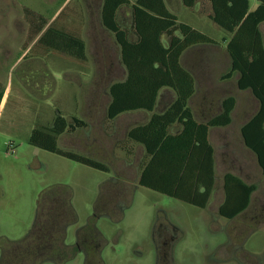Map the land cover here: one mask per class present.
Instances as JSON below:
<instances>
[{
    "label": "rangeland",
    "instance_id": "obj_1",
    "mask_svg": "<svg viewBox=\"0 0 264 264\" xmlns=\"http://www.w3.org/2000/svg\"><path fill=\"white\" fill-rule=\"evenodd\" d=\"M167 1L181 22L213 37L220 45L194 48L186 53L183 64L197 80L190 105L196 118L204 122L221 112L225 98L233 96L237 100L231 125L213 129L210 136L215 148L217 185L221 186L224 174L231 171L237 174L242 166L246 174L243 177L248 176V181L257 185L249 210L251 216L259 215L255 222L241 217L228 228L232 232L235 226L237 230L232 238L239 239L244 233L241 231L246 230L245 223H255L258 227L254 226L246 249L262 253L264 176L256 156L244 145L241 135L242 126L258 110V102L250 92L239 90L236 75L224 79L231 68L224 41L229 34L209 18L210 4L202 0L188 9L180 0ZM250 1L255 7L256 0ZM101 2L72 0L62 5L60 0H0V96L6 95L8 100L0 120V262L4 256V264H19L18 251L3 253L2 246L29 233L40 201L49 187L56 184L65 187L80 218L79 224L93 215L103 187H116L121 183L131 187L134 196L131 207L121 216L114 214V221L98 220L104 237L101 264H155L154 227L160 207L171 214L178 213L177 220L184 229L175 250V264H195L206 246L219 240L218 236L212 238L204 223L196 218L200 213L196 207L140 186L133 195L148 156L143 146L129 140L128 132L146 123L151 114L140 111L127 113L115 121L107 118L110 86L124 79L126 71L119 45L113 34L103 27L100 13H96V6ZM62 10L65 16L57 23L72 30L80 28L77 30L86 39L88 58L85 62L38 45L45 30L26 49L43 21L53 22ZM126 14L123 12L121 16L125 22ZM261 30L264 34V25ZM168 98L162 97L158 112L169 103ZM58 115L70 123L76 117L91 126L61 135L59 148L100 160L110 165L112 172L77 163L29 143L37 126L51 125ZM178 130V126L173 128V132ZM100 136L110 137L108 147L97 144ZM115 196L110 188L105 199ZM71 240L72 237L69 242ZM66 264H85V260L79 255Z\"/></svg>",
    "mask_w": 264,
    "mask_h": 264
},
{
    "label": "trees",
    "instance_id": "obj_2",
    "mask_svg": "<svg viewBox=\"0 0 264 264\" xmlns=\"http://www.w3.org/2000/svg\"><path fill=\"white\" fill-rule=\"evenodd\" d=\"M60 1L64 5L68 0ZM200 1L181 0L189 9ZM204 1L211 7L209 18L229 34L224 41L231 68L224 79L236 75L239 90L250 92L258 102V110L243 125L241 135L244 145L256 156L264 174V34L261 30L264 25V0H257L255 7L250 0ZM126 10L131 13L128 27L120 21ZM63 16L64 10L51 23L45 19L26 49L45 30L38 39V45L45 50L87 61L86 39L77 30L80 28L72 30L61 22L58 24ZM100 16L103 27L113 34L120 47L126 71L124 79L110 86L109 119L140 111L151 114L146 123L128 132L129 140L143 146L148 156L139 177L140 185L196 204L195 199L206 198L215 182V148L210 134L213 129L231 125L237 100L233 96L225 98L219 114L207 122L199 121L190 105L196 93L197 80L183 64V59L194 48L220 46L219 43L181 22L179 16L170 10L167 0H102ZM162 97H169V103L158 112ZM2 99L3 95L0 96V104ZM176 126L179 130L173 132ZM77 127L75 118L70 123L67 118L58 115L51 125L37 126L29 143L103 170V163L59 148V137ZM225 181L231 186L229 206H238L232 217L245 209L256 186L247 185L234 174H228Z\"/></svg>",
    "mask_w": 264,
    "mask_h": 264
},
{
    "label": "flooded vegetation",
    "instance_id": "obj_3",
    "mask_svg": "<svg viewBox=\"0 0 264 264\" xmlns=\"http://www.w3.org/2000/svg\"><path fill=\"white\" fill-rule=\"evenodd\" d=\"M108 108L106 112L108 120L115 121L116 119H109ZM74 118L79 127L74 131H70L71 133L91 128L90 124L84 120ZM101 127L103 131V126ZM110 143V137L106 139L100 136L97 144L101 146L106 144L108 147ZM96 161L101 162L100 160ZM100 171L112 172V167L105 165V168ZM228 174L238 176L249 186H256L250 194L245 209L232 217L231 214L237 210L238 206H229L228 203V192L229 187H231L225 181ZM244 174V166L238 169L237 174L232 171L228 172L224 174L221 186H218L217 166L215 165V182L206 198L195 199L196 204L174 198L200 210L196 218L204 223L212 238L219 237V240L214 241L213 245L206 246L195 264H264V252L254 253L246 249V243L255 231L256 227L254 226L257 225H254L255 223H245L246 230L241 231V233H244L239 239L232 238L237 230L235 226L232 232L228 228L229 224L241 217L255 222V219L259 216L255 213V216H251L249 212L254 195L257 192V185L248 181L250 180L248 176L247 179L243 177ZM262 175L264 176L263 172ZM139 186L143 187L138 179L133 195L137 193ZM110 188L114 190L116 196L106 200L105 197ZM130 190L131 187L127 183H121L116 187H103L93 215L89 216L83 224H79L80 218L68 199L65 187L61 184L51 186L38 205L36 217L29 233L23 238L12 240L8 245L2 246V252L18 251L16 259L19 264H66L79 255H83L85 264H101V249L104 244V237L98 228V220L107 218L114 221V214L123 215L131 207V200L134 197L131 195ZM157 211L153 240L155 243V264H175V250L184 234V229L177 220L180 215L175 214V212L171 214L162 207L157 208ZM251 225L253 226L250 227ZM71 237L72 240L69 242ZM3 258L4 256L0 264H4Z\"/></svg>",
    "mask_w": 264,
    "mask_h": 264
},
{
    "label": "crops",
    "instance_id": "obj_4",
    "mask_svg": "<svg viewBox=\"0 0 264 264\" xmlns=\"http://www.w3.org/2000/svg\"><path fill=\"white\" fill-rule=\"evenodd\" d=\"M181 1V0H180ZM256 2H257V0H256ZM70 3V0H68L67 1V3H65V5L66 4H69ZM102 3V2H101ZM101 3H100V6H99V4L96 6V13L97 12H101ZM199 3H197L196 4V6L198 5ZM170 8V7H169ZM189 9V8H188ZM170 10L171 11H173L171 8H170ZM174 12V11H173ZM125 13H127L126 15H127V18H128V20L125 22V21H123L122 20V17H121V19H120V21H121V24L123 25V26H130V16H131V13H130V11L129 10H126L125 11ZM101 17V16H100ZM69 20H71V19H69ZM125 22V23H124ZM7 102H8V100H7V97H6V95L5 96H3V99H2V101H1V104H0V120L2 119V116H3V112H4V110H5V108H6V106H7Z\"/></svg>",
    "mask_w": 264,
    "mask_h": 264
}]
</instances>
